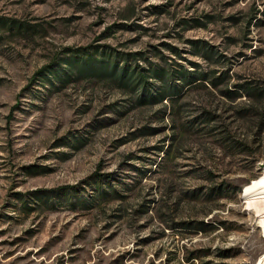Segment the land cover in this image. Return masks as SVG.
<instances>
[{"label":"rangeland","instance_id":"374dc122","mask_svg":"<svg viewBox=\"0 0 264 264\" xmlns=\"http://www.w3.org/2000/svg\"><path fill=\"white\" fill-rule=\"evenodd\" d=\"M83 49L190 80L138 101ZM263 173L264 0H0V264H259Z\"/></svg>","mask_w":264,"mask_h":264},{"label":"trees","instance_id":"16d2710c","mask_svg":"<svg viewBox=\"0 0 264 264\" xmlns=\"http://www.w3.org/2000/svg\"><path fill=\"white\" fill-rule=\"evenodd\" d=\"M94 55L96 54L87 49L75 50L71 54L69 53L67 64L72 72H77L79 75L88 72L91 75L105 77L109 81H116L118 84L127 86L132 90L139 89L140 93L142 91L148 92L147 97H139L138 101L147 100V102L157 103L167 97L173 98L180 90L176 87L174 80L180 79L183 83L190 80V76L187 75V73L190 72L181 71V69H165L164 67H158L155 65L146 68H142L141 66L130 67L128 56H135L137 53L125 54L124 57L120 58H118L115 53L112 54L108 51L106 53L100 51V58H96ZM73 66L74 70L72 68ZM37 73L39 74L41 71H38ZM203 76L204 73L198 75L200 78H203ZM148 78L158 80L161 84L153 86L150 81H148ZM219 78L220 76L214 77L211 82L219 80ZM166 80L167 83L165 82ZM180 85L181 84H179V86ZM92 176L95 179L94 181H107V179H103L102 175L97 172L93 173ZM197 223L201 224V222Z\"/></svg>","mask_w":264,"mask_h":264},{"label":"bare ground","instance_id":"6f19581e","mask_svg":"<svg viewBox=\"0 0 264 264\" xmlns=\"http://www.w3.org/2000/svg\"><path fill=\"white\" fill-rule=\"evenodd\" d=\"M243 199L248 203L256 201H264V173L258 179L253 180L250 184L246 185L241 193ZM264 229V220H261ZM264 256L260 258L259 264H264Z\"/></svg>","mask_w":264,"mask_h":264}]
</instances>
